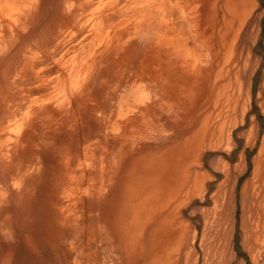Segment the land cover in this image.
<instances>
[{"label":"rangeland","instance_id":"1","mask_svg":"<svg viewBox=\"0 0 264 264\" xmlns=\"http://www.w3.org/2000/svg\"><path fill=\"white\" fill-rule=\"evenodd\" d=\"M29 1L11 0L12 8L15 7L14 9H17V11L13 9L12 13L11 9L7 11L9 14L11 13L8 19L6 17L1 18L2 0H0V61H7V63L13 62L14 55L13 51L11 52L12 48L18 57L26 53L28 55L34 54L37 58H35L34 62V73L37 74H30L28 76L29 80L23 84L20 79H17L16 85H18V88L10 87L7 89L11 95V108L9 109L10 111L16 110L15 116L17 117V121L13 123L11 129L23 118L22 114L26 110L30 99H40L41 95H45L49 91L54 96L53 89L49 90L48 87L46 90L34 78V75L38 79L47 77L53 80L50 83L51 87H53L56 76L53 61H59L61 65L59 79L64 89L65 94L63 93V95L66 98L64 96L65 100L62 101L61 112L55 113V115L51 112V115L48 117V123L44 126L45 130L49 131V139H46L52 144L50 152H53L54 148L58 151V156L52 159V166L46 160L45 156L40 155L39 161H36V158L33 157L31 160L28 159V164L24 161L20 166L14 165L13 169H22V171L28 169L34 172L36 170L40 171V175L42 174L38 182L41 186L40 189L42 188L43 190L45 181L47 183L46 192L44 190V192L41 191L42 195L45 196V200L54 205L55 210L58 208L59 210L63 209L62 216L59 220H62L66 216L70 218L66 221L67 226L65 232L60 231L55 234L51 242L48 241V243L50 242L49 244L42 245L41 243L38 245L37 243L38 250L36 253L29 250L26 252L23 248L25 233L19 231L18 226L20 223L15 221L16 216L14 215L15 212L18 213L17 208H13L12 205L9 207L3 202L0 205V209H9V213H13L11 219L13 217L14 220L9 225L5 223V227L8 229V232H5L10 238H7V246L5 245L2 250L1 259L9 256L7 251L12 246L14 248L16 245L21 244V249L12 252L13 260H11V264L12 261L13 264H167L160 260V258H158V263L154 262L153 257L147 258L151 248V227L153 224L149 228L147 227L144 238V253L137 246L134 251L135 254L133 253L134 259H127L126 257L124 259V252H119L117 248H113L115 245L121 246L122 244L119 235L123 224H120L122 228L118 231H115V228L109 229L110 225H106L107 235L108 237L111 235L113 238V245L110 242L108 244L106 243L105 248L100 249L99 247V251L95 252L94 257L92 255L94 251L92 243L90 242L91 244L89 246H85L84 244V238L87 234L85 231L92 227L94 222V219L91 221L89 219L91 213H94L90 203L94 198L92 195L94 185L97 188L96 176L98 170H100V164L103 166L101 170L103 181L107 179L108 172L113 170L109 166L110 155L115 157L117 169L113 170L115 173L113 183L109 182V184L112 183L114 191L112 187L109 188L108 186L105 193L106 196L110 192L115 193L117 190L120 192L121 189L122 192L120 194L127 191L130 192L136 185L138 174L140 175L143 170H135L132 174L131 170H128L129 167H132L134 162H137L139 158H143L142 163H144L148 162L152 157L151 154L157 151H170V146L178 140L175 134L172 135L173 131L170 125L173 121L167 119L169 115L172 117L175 115V110L172 109L169 114V110H166L164 105L153 106L157 100L155 97L159 92V88L157 89L155 86V80L151 78L153 72L150 69L153 65V60L147 58L142 62L145 75L143 78H140L136 76L135 62L137 60L135 58L123 60V55L118 57L114 55H100L98 54V50L94 52V47L89 46V43L95 36L94 27L99 26L103 31H106L102 24L109 23L112 25L111 32L113 33L115 31L113 25L122 20L120 13L131 5H124L125 0H37L36 3L35 1ZM133 1H135L136 5L141 6L145 4L142 2L144 0ZM237 1H243L246 4L245 0H216V11L219 21L216 25V33L215 31L213 32V40L208 44L209 46L199 42L200 49L204 53H208L210 63L213 66V73L210 80L204 82V75L200 78V81L203 80V83L200 85V112L203 114V118L209 112L211 115L206 120L207 122L205 121L206 124L204 123L208 128V135L203 143L204 148L203 150L200 148L197 150V152L199 151L197 157L190 158L194 165L189 168V173L193 174L199 171L207 176V179L205 178L202 181L199 190L184 187L178 198L172 196L173 192L169 189L172 181L168 175H166L165 179L167 188L165 186L163 187L162 184L158 186L150 185L152 190L160 191L157 194L156 202L149 199V203L153 205L156 203L160 207L165 206L157 219L163 220L177 215L179 221L181 220L187 224V228L184 229V231L186 230L184 233V243L180 242L178 244L179 247H177V249L183 252L182 257L172 264H205L207 256L211 257L209 254L212 251H218V235H220L218 230L220 228L217 226L218 215L215 214L213 209V194L216 191L217 185L224 177L221 172L217 171L220 169L214 165L216 161H224L230 166H239L241 168L238 173L232 172L231 179L228 182V195H225L223 201L226 209L223 212V217L225 220V230L227 231L226 253L223 257L225 258L226 264H264V257H262L264 256V215L261 211L258 212V216L256 215V208L253 206L256 201L250 197L252 187L248 188V197L245 199L241 198V192L244 186L251 181L253 159L257 155L264 134V0H253L255 6L247 18L248 25L254 26L255 33L254 39L245 43L243 46L244 54H247L249 60H247L249 63L248 72L246 76H243L244 79L242 78L241 80L244 94L245 88H247L246 100L245 95L241 94L242 101H238L234 112L235 119L239 121L243 118V124L236 127L234 133L231 135L228 134L227 138L225 132L226 125H224V133L220 137L218 135L220 129L219 124L224 119H228L227 116L232 113L231 94H237L234 92L236 86L226 87L227 79L225 78L224 71L220 70L221 63L225 62L229 53V43L218 39L221 37L219 29L225 30L227 28L229 20L233 16ZM171 2L172 4H177L184 12V15L186 14L187 7L194 4L193 6L197 7L199 15L198 25L204 27L202 12L205 0H164L165 5H169ZM32 7H36L34 12L31 11ZM97 7L98 11H93ZM147 8L155 14V7L153 5L149 3L147 4ZM165 10L164 20L166 22L172 18H176L179 13L177 9H174L172 12L168 8ZM172 13L174 14L172 15ZM28 14H32V17L35 15L33 17L34 22L29 19ZM227 15H230V17ZM60 20L66 22V27L58 29L57 23ZM220 21H223L222 25L224 27H220ZM224 21L227 24H224ZM184 27H177L176 29L181 35V42L186 40L187 44L184 43L188 47L190 46V40L187 41L189 32ZM159 32L163 33L164 31L160 30ZM52 35L53 37L51 38ZM13 38L14 40H12ZM239 47L235 49L236 63H239L241 66L239 57L242 56V51L241 46ZM148 48L147 46V50ZM142 49L144 50V48ZM79 52H83V59H80V56H75ZM93 60L96 62H93ZM112 61L115 62L114 68ZM232 61L234 60L232 59ZM111 65L112 70L107 71ZM177 66L178 63L174 65V71L179 72L177 71ZM176 74L175 80L173 78V83L176 84L177 89L186 93L184 80L181 75H178L179 73ZM73 78L78 83L80 82L79 90H72L70 83ZM4 82L5 78H2L0 75V84ZM221 83L223 84L220 85ZM181 85H184V87H179ZM122 100L125 102H121ZM243 106L244 108L241 111V107ZM183 109L185 108L180 109L178 116H176L177 122L184 126L183 136L179 140L180 144H183V137L185 139L190 137L187 126L188 119H186L187 111ZM30 111L34 115L33 121H36L37 117H40L37 107H31ZM7 115L3 112L0 113V128L8 124L7 121L9 119L6 118ZM250 123L254 126L255 133L254 138L246 145L242 134L248 130ZM35 124L31 125L34 130V139L39 134V126ZM127 132H130V136H135L140 133V135H143L148 140L141 142L139 146L134 147L133 145L130 148L132 149V154L128 155L122 161L117 158L119 156L117 154V147L121 142L120 140H122L121 137ZM159 136L161 138L170 137V139L166 142H161L158 139ZM38 140L40 141V139ZM154 140H157L158 143ZM125 148L127 149V146ZM187 150L188 145H186V151L183 153H187ZM170 152L167 154V158L169 154H172L173 150ZM102 153L103 155H101ZM84 156L87 158V165L85 166ZM100 156H102V159L98 162ZM238 157L239 160L237 161ZM158 159H160V156ZM162 159L165 162L163 157ZM80 162L82 163L81 166L79 165ZM53 163L56 165H53ZM184 163L185 159L177 165L178 167L176 166V169L182 170L183 166H187L183 165ZM147 171L144 170L145 180L150 178ZM4 176L5 174L0 171V181L4 180ZM159 180H161V177ZM92 182L94 183L90 186ZM26 183L24 184L25 187L28 186L29 182ZM105 184L108 185V182ZM84 189L87 192L81 195ZM118 195L119 193L116 194L117 201L121 198ZM241 202L244 206H242ZM178 203H181L180 208H177ZM119 206L115 208L116 215H118ZM261 209L264 210V207L261 206ZM113 212L111 211V216ZM243 222H245L250 240L254 236H258V240H255L256 244L253 249L249 248L246 240L243 239ZM78 228L82 234L81 239L76 235ZM9 229L12 231H9ZM38 240L40 241V239ZM213 242H217L218 244L212 245ZM183 257L187 258L184 260Z\"/></svg>","mask_w":264,"mask_h":264},{"label":"bare ground","instance_id":"2","mask_svg":"<svg viewBox=\"0 0 264 264\" xmlns=\"http://www.w3.org/2000/svg\"><path fill=\"white\" fill-rule=\"evenodd\" d=\"M30 1L31 2L35 1V3H36L37 0H30ZM152 1L144 0L142 2H144L145 4L140 6V5H136L135 1H133V0H125L124 5H131V6H128L125 9V11L123 10L120 13L122 20H120L118 23L113 25L115 31H113V33L111 32V26L112 25H110L109 23H103L102 24V26H104L106 31H103V29L101 27L96 26V27H94V32H95L94 39L92 41L90 40L91 42L89 43V46H92V48L94 47L93 48L94 52L96 50H98V54H100V55H108V56L114 55L116 57L123 55V58H122L123 60L135 58V60H137L135 62L136 63V65H135L136 70L135 71L137 72L136 76H138L140 78H143L145 75V73L143 71L142 62H144V60L148 58V56L146 54L148 52L144 53V50L142 49L143 43L145 40L148 41L149 39L152 38V32H151V30H149V27H151L153 25V22H154L153 17H151L149 15H144L143 11L144 10L146 11V9H148L147 4H149V3L152 4ZM245 3L246 4H244L243 1H237L236 2L237 11L235 14H233V16L231 17V20H229V24L227 25V28L225 30L219 29V31L221 33V37L219 36L220 38H218V39L223 40V41H227L229 43V47H228L229 53L225 59V62L221 63V69L220 70L224 71L225 78L227 79L226 80V83H227L226 87L227 86H231V87L236 86V90H237V91L236 90L234 91L237 93L236 95L231 94L232 107H233L232 111H231L232 113L227 116L228 119H224L219 124V126H220L219 127L220 129L218 131L219 137L221 136L222 133H224V131H223L224 125L228 124L230 121L233 120V118H234L233 114L235 112L238 101H241L240 96H241L242 87L240 84V77H239L240 69L247 68L249 65V63L247 62V57L244 55V52H242L241 53L242 56L239 57L242 65L240 66L239 63H236L237 58H236V50H235L237 48L236 38L238 36V30H237V27L235 25V22L239 21L240 19L242 20L244 18V13H246V11H247L246 10L247 9V2L245 1ZM11 4H12L11 0H2V2H1V8H2L1 18H3V17L8 18V17H10L13 10L17 11V9H14L15 7L12 8L13 5H11ZM101 5L103 6V4H101ZM109 5H111V4H109ZM10 9H11V13L9 14V13H7V11H9ZM35 10H36V7H32L31 11L34 12ZM65 11H63V12H65ZM93 11H98V7L95 8ZM192 11L193 10H191L190 12H192ZM36 12H38V11H36ZM162 12H164V11H162ZM230 15L229 16L227 15V16L230 17ZM33 17H32V14L29 15V19H31L32 21L34 20ZM103 18H105V17H103ZM224 18H226V17H224ZM207 21L209 23L208 24L209 27H211L212 32H211V35L209 37L204 38L203 40H204V42L210 44V42L213 40V36H214V35H212V33L215 31L213 29V26L217 25V22H219V21H218V18L216 15L208 16ZM94 22H95V20H94ZM168 23H169V21H168ZM9 24L11 25L10 22H9ZM222 24H223V21L221 22L220 25L222 27H224V25H222ZM224 24H227V23L225 22ZM57 25H58L57 27H59L58 29H62L64 27H66V22L64 20H60V22H58ZM164 25H165L164 27H166V23ZM243 25L244 24H242V26ZM10 28H12V27H10ZM192 30L194 31V29H192ZM215 33H216V31H215ZM46 34H48V33H46ZM84 36H86V35H84ZM52 37H53V35L51 36V38ZM26 38H28V37H26ZM12 40H14V38ZM237 42H238V40H237ZM134 44H136V45H134ZM128 45H129V47H128ZM195 45H197V44H195ZM173 47H175V46H173ZM100 49H102V50H100ZM153 50H154L153 46H151V51H153ZM12 51H13V55H14L13 62L7 63V61H0V75L2 76V78H5V82L3 84H0V113L3 112L4 114H8L6 116V118L9 119L7 121L8 124L6 126H3L0 128V169H1L0 171L5 174L4 180L0 181V205H2V203L4 202L9 207L12 205L13 208L14 207L17 208L16 210L18 213L15 212V215H14V216H16L15 221L20 223L18 226L19 231L25 233L23 248L26 250V252L29 250V251H32L33 253H36L38 250L37 249V243H38V245H40L41 243H42V245H45L46 243H48V241L51 242V240L55 236V234H57L60 231H63V232L66 231V226H67L66 221H68L70 217L66 216L65 218H62V220H59V218L62 216L63 209L59 210V208H58L57 210H55L54 205L48 203L45 200V196L42 195L41 191L44 190L46 192L47 183H46V181L44 184L42 183L43 184V190H42V188L40 189L41 186L38 184L39 179L41 178V175H42V174L40 175V171L36 170V172H34V171H29L28 169L26 171H22V169L14 170L13 168H14V165L20 166V164L24 161H26V163L28 164V162H29L28 159L31 160L33 157L36 158V161H39L40 155L45 156L46 160L52 166V164H51L52 159L55 158L56 156H58V151L56 150V148H54V150L52 149L53 152H50V148H51L52 144L49 142V140L46 139V138L49 139V136H48L49 131H46L44 126L47 125L48 120H49L48 117L51 115V112L53 115H55V113L61 112L62 101L65 100L64 99L65 95H63L64 89H63L62 83L60 82V79H59L60 78L61 65H60L59 61H53V64H54L53 66L55 67V74H56V76L54 78L55 79V85L53 87H51V85H50V83L53 80L48 79L47 77H43V78L38 79V77L36 75H34L35 76L34 78L36 79V81L40 85L44 86L46 88V90L48 87H49V90L53 89L54 91L53 90L52 91L54 93V96L49 91L50 93L48 92L45 95H41L40 99L39 98L30 99L28 101L26 110L22 114L23 118L14 128L11 129V126L13 125V123L17 121V117L15 116L16 110L10 111V109H9V108H11L10 107L11 106V104H10L11 103V101H10L11 95L8 93L7 89L10 87L18 88V85H16L17 79H20L22 81V84H23L25 81L29 80L28 76H30V74H32V73L37 74V73H34V62H35V58H36L34 54L28 55V54L24 53V54H21L19 56L20 57L19 58L18 55L16 53H14L13 48H12L11 52ZM92 53H93V51H92ZM155 53H156V51H155ZM150 55H151L150 57L153 60L154 55L153 54H150ZM75 56H78V57L80 56L79 57L80 59L84 58L83 52H79ZM198 57H200V55H197L192 60H189V62H190L189 66L191 67V69H188V70H191L193 72V75H195L193 80H192L193 82H191L192 86H191L190 90H192V91L190 94L191 98H190L189 103L182 104V105L173 104V106H174L173 108L175 109V115L172 118V121H173V124H172L173 133H172V135L175 134L177 137L183 136L184 126H182L181 124H179V122H177L176 116H178V113H179L180 109H182V108H185L183 110L187 111V116H186L187 118L186 119H188V125L187 126H188V130L190 132V137L187 139H185L183 137L182 138L183 144L185 142H189V141L191 143L192 142H199L205 136L208 135V128H207V125H205L206 124L205 121L209 119L211 113L208 110L209 114H207L206 117L203 118V114L200 112V94H201L200 85L203 83V80L200 81V78H199L200 74L198 72L199 71L198 67H200L199 65L203 64L202 68L200 69V73H202L204 76H207V79L204 78V82H206V81L211 79V76L213 73V66L210 63V60H207V65H205L206 60H203V59L200 60ZM175 59H176V57H175ZM232 59L234 61H232ZM9 60H10V58H9ZM93 62H96V61L93 60ZM112 62H113L112 65L114 68L115 62L114 61H112ZM152 64L153 65L151 66L150 70L153 72V74L151 75V78L155 80V82H156L155 85H159V86L161 85L162 86V83H163L162 72L164 71V69L162 70L160 68L161 62L159 63L156 61V63H154V60H153ZM112 65L108 68L107 71L112 70ZM166 66H168V68H169L167 70L168 73L171 74V70H172L171 64L168 63V61L166 63ZM220 70H218V71L220 72ZM189 73H191V72H189ZM208 76H210V77H208ZM166 80H167V78H166ZM222 84L223 83H221L220 85H222ZM70 86L72 87V90H76V89L79 90L80 89V82L78 83L75 80V78H73V80L70 83ZM163 86H164V84H163ZM206 90H208V89H206ZM216 92H218V91H216ZM60 94H61V96H60ZM123 97H126V96H123ZM65 98H66V96H65ZM160 99H161V97H160ZM228 100H229V97H228ZM121 102H125V101L122 100ZM158 104L159 103H157V105ZM157 105H153V106L156 107ZM159 105L161 106V103ZM216 105H217V102H216ZM31 107H37V110L40 114V117L38 116L36 121H33L34 115H33V112L30 111ZM35 123L39 126V128H38L39 134H38V137L35 135L36 137L34 139V135H33L34 130H33V127H31V125H33ZM140 123H141V121H140ZM149 124H151V123H149ZM112 129L114 130L113 126H112ZM149 129H147V130H149ZM107 131H109V130H107ZM127 133H124V135L121 137L122 140H120L121 142L119 143V146L117 147V149H118L117 154H119V156L117 158L122 160V161L128 155L132 154V149H130V148H132L133 145H134V147L139 146L141 144V142L148 140V139L144 138L143 135H140V133L136 134L135 136H133V135L130 136V132H127ZM25 135H27V136H25ZM38 139H40V141ZM177 144L183 145V144H180V142ZM125 146H127V149L125 148ZM83 149H84V146H83ZM79 151H81V150H79ZM133 151H134V149H133ZM193 154H191V155L193 156ZM258 154H259L258 155L259 162L262 159L263 165L262 164L259 165V167H257V170H254V172H253V176H252V179H251L250 185H249L250 187H252V192L250 194V197L252 199L254 198L256 201V203H255L256 204V207H255L256 211L257 212L261 211V212H263V215H264V210L261 209V206L264 205V139L262 141V146H261ZM101 155H103V153ZM115 156H116V154H115ZM194 156H196V155H194ZM15 158H16V161H15ZM81 158H83V157L81 156ZM86 159H87L86 156H84V166L87 165ZM101 159H102V156H100L98 158V162H99V160L101 161ZM142 160H143V158L142 159L139 158L137 160V162H134V165H132V167H129V169H128V170H131L132 174L134 173L135 170H143L142 173H140V175L138 174V177L136 179L137 182H136V185L133 188V190L132 191L130 190V192L127 191V192H123L122 194H120V192H122V189H121L120 192L118 190L115 191V193L110 192L111 194L109 193L108 196H106L105 193H106L108 186H109V188L112 187V183H113V180L115 177V173L113 172V170L117 169L116 165H115V157H113V155L112 156L110 155L109 166H111V168H113V170L109 171L110 173L108 172L107 179L103 180V181H102V176H101V170L103 169V166L100 164V166H99L100 170H98L97 176H96L97 188L94 185V189L92 192V195L94 198H93V200L90 198L92 200V202L90 203V206H91V208H93L94 213H91V215L89 216V219H90V221L92 219H94V222H93L92 227L88 228L85 231L87 234L86 235L84 234L85 235V238H84L85 246H89V244H91V243L94 246V251L92 254L93 257H94L95 252L99 251V247H100V249L105 248L106 243L108 244L110 242L113 245V242H112L113 238L111 237V235L109 237L107 235L108 233L106 232L107 231L106 225L107 226L110 225L109 229L115 228V231H118V230H121V228H122V227H120V224H123V228H122L121 233L119 235V239L122 242V244H121V246L115 245L113 248H117L119 252L123 251L125 254L124 259H125V257L127 259H130V258L134 259V254H135L134 251H135L137 246H138L137 248H139L141 250V252L144 253V250H145L144 238L146 236L147 227L149 228L153 224V226L151 227V236H152L151 248H150V251H149L147 258L153 257V260L155 263H158V258H160V260H162L163 262H165L167 264H172V263L176 262L177 260L181 259L183 253L180 249H177V247H179L178 244L180 242H184V240H185L184 239V237H185L184 233L186 230L184 231V229H186V228L179 222V220L177 219V215H173V216L169 217L168 219H163V220L157 219V218H159V216H160V214H161V212L165 206L163 205L162 207H160L159 205L157 206L156 203H155V205L149 203V201H150L149 199H152L153 201L156 202L157 194L160 191V190L159 191L152 190L150 188V185L158 186V185L162 184L163 187L164 186L166 187L165 179H166V175H168L172 181L171 187L169 188L173 192L172 196L175 198H178L182 189H184V187H186V188L191 187L192 189L196 190L198 188L197 185L200 181L198 182V180H195V177L194 178L192 177V174L189 173V170H184V169L174 170V168L172 170H155L154 169L155 166H154L153 161H152L153 156L150 158V160L148 162L143 161L144 163H142ZM95 162L97 163L96 159H95ZM176 164H177V162L175 163L174 166H176ZM178 164H180V163H178ZM53 165H56V164L53 163ZM79 165L81 166L82 163L80 162ZM144 170H148L147 172L150 175L149 179L145 180ZM188 173H189V175H188ZM160 177H161L162 181L159 180ZM26 182H29L27 187L24 186V184H27ZM106 182H108V185L105 184ZM109 182H112V183L109 184ZM93 183L94 182H92L90 186H92ZM88 188H90V187H88ZM160 189L162 190V188H160ZM113 191H114V188H113ZM85 192H87V191L84 189L83 192H81V195L84 194ZM117 193H119L118 196L121 197L118 201H117V197H116ZM169 193H168V195H169ZM87 195H89V194H87ZM112 195H113V197H112ZM214 201H217V200H214ZM180 204L181 203L177 204V208L181 207ZM112 205H113V207H112ZM118 205H120V206L118 208V215H116L115 208L118 207ZM111 211L115 212V213L113 212L112 216H111ZM108 212H109V215H108ZM12 214L13 213H11V214L9 213V209H0V264H11V260H13L12 252L21 249V244L16 245L14 248L12 246V248H10L7 251L9 256L7 255L8 257L1 259L2 250L4 249L5 245L7 246V244H6L7 238H10L8 236V234L5 232V231L8 232V229H6V227H5V223H7L8 225L11 224V221L14 220L13 217L11 219ZM9 231H12V230L9 229ZM76 235L79 239L82 238V234H81V231L79 230V228H78V230H76ZM218 238H219L218 239L219 244L217 242L216 243L213 242V245L218 244L217 245L218 251L217 250L212 251V253L209 254L211 257L207 256V259H208L207 264H220L222 259L224 258L223 255L225 256V252H226L225 241L226 240L221 236H219ZM38 239H40V241ZM245 240H246V244L248 245V247L253 249L254 245H255V240L253 238H251V240H250V236L248 239H245ZM261 251H262V249H261ZM142 255H145V254H142ZM187 257H183L184 260ZM262 257H264V256H262ZM88 258H89V256H88ZM252 260H253V258H252ZM12 264H13V261H12Z\"/></svg>","mask_w":264,"mask_h":264},{"label":"crops","instance_id":"3","mask_svg":"<svg viewBox=\"0 0 264 264\" xmlns=\"http://www.w3.org/2000/svg\"><path fill=\"white\" fill-rule=\"evenodd\" d=\"M148 1H152V0H148ZM245 1L247 2V9H246L247 11H246V13H244V18L242 20L240 19L239 21L235 22V25H236L237 30H238V36L236 38V46H237V48H240L239 46H241V51L242 52H244L243 51V49H244L243 46L245 45V43L251 41L252 39H254L253 37H254V33H255L254 26L248 25V23H247V21H248L247 18L249 16L250 12L252 11V9L254 8L255 2L253 0H245ZM191 4H193V3H191ZM151 5H153L155 7V9H154L155 10V14L151 10H149V8L146 9V11L144 10L143 13H144V15H149V16L153 17V19H154L153 25L151 27H149V30H151V32H152V38L149 39L148 41H146V40L144 41L143 48H144V53L148 52V53H146L147 56H148V59L152 60V58L150 57L151 56L150 54H153L154 55L153 56L154 57L153 58L154 63H156V61L159 62V63L161 62L160 68L162 70L164 69V71H165V72L164 71L162 72V79H163L162 86L161 85L160 86L159 85H155L157 89L159 88V92H158V95H156V97H155V99H157V100L155 101L154 105H157V103H159V104L161 103V105H164V108L166 110H169V114H170L171 110L174 109L173 108L174 107L173 104H180V105H182V104H187L190 101L189 96H190L191 91H192V90H190V88L192 86L191 82H193L192 80H193V78H194L195 75H193V72L191 70H188V69H191V67L189 66V63H190L189 60H192L197 55H200V57H198L200 60H202V59L203 60H206L205 61V65H207V60H210V57H209L208 53L207 54L204 53L199 48L200 47L199 46V42H201V43H203L205 45H208L209 44V43L204 42L203 39L209 37L211 35V32H212L211 27H209V25H208L209 24L208 21H207L208 20V16L216 15L217 18H218V13L216 11V0L215 1L214 0H205L204 7H203V12H202V18H203L204 27H200L198 25V23H199V21H198L199 20V15H198L197 7L196 6H193L194 4L192 6H190L189 8L187 7V11H186V14L185 15H184V12L182 11V9L179 6H177V4H172V2L169 5H165L164 4V0H160V1L159 0H153ZM164 8L165 9H167V8L168 9H171L170 12L174 11V9H177V10H179L178 11L179 13L176 16V18L170 19L169 20V23H168V21L166 22L164 20V16H163L164 14L163 13L166 11ZM191 10H193V11L190 12ZM162 11H164V12H162ZM236 11H237V5L234 8L233 14H235ZM173 14L174 13H172V15ZM165 23H166V27H164L165 26L164 25ZM242 24H244V25L242 26ZM184 25H185V27H184ZM181 26L184 27L185 29H187L188 32H190L188 34L187 41L190 40V43L191 44L188 47L186 45L187 44L186 40L184 41L186 44L184 42H181V39H182L181 38V35L179 34L178 30L176 29L177 27L182 28ZM192 29H194V31ZM213 29L214 30L216 29V25L213 26ZM160 30L161 31L163 30L164 32L163 33H160L159 32ZM237 40H238V42H237ZM195 44H197V45H195ZM147 46L149 47L148 50H147ZM151 46H153V49H154L153 51H151ZM173 46H175V47H173ZM155 51H156V53H155ZM244 55L247 57V60H248L247 54H244ZM175 57H176V59H175ZM167 61H168V63L171 64V69L173 70V71L171 70V74H169L168 71H167L169 69L168 66H166ZM176 63H178V66H177L178 67L177 68L178 69L177 71H179L178 72L179 73L178 75H181L182 79L184 80L183 82L186 85V91H187L186 93H183L180 89L177 90L176 84L173 83V81L175 80V75H177L176 74L177 72L174 71V65ZM199 66L200 67H198L199 68V71L198 72L200 74L199 75V78H201V76L203 74L200 73V69L202 68L203 64H201ZM248 68H249V66L247 68L240 69L239 77H240V84H241V87L242 88H243V83H242L241 80H242V78H243L244 75L246 76V74L248 72ZM189 72H191L192 74L189 73ZM170 75H172V77H170ZM208 77H210V76H208ZM166 78H167V80H166ZM173 78H174V80H173ZM204 78L207 79V76H204ZM163 84H164V86H163ZM179 87H182L183 88L184 86L181 85ZM246 92H247V88H245V94L243 93V90L241 89V94L245 95V100H246ZM160 97H161V99H160ZM240 99H242V95L240 96ZM243 102H244V100H243ZM242 108H244V106L241 107V111H242ZM241 115H242V112H241ZM172 118L173 117L170 116V115H169V117H167V119H169L170 121H172ZM172 124L170 125L171 128H172ZM242 124H243V118H241L238 121V119H235V116H234L233 120L230 121L228 124H226V128H225L226 138H227L228 134L231 135L232 133H234L236 127H238L239 125H242ZM223 131H224V129H223ZM254 133H255V128L252 125V123H250L248 130L244 134H242L246 145L249 143V141H251L252 138H254ZM162 135H161V137H162ZM161 137L158 138L159 141H161V142H166V141H168L170 139V137H165L166 139L165 138H161ZM175 137L177 139L178 138L179 139L175 143L172 144L173 146L171 145L172 147L170 146L169 149H170V151L173 150V152H172V154H169L168 158H167V154L168 153H171L170 151H157L156 153L151 154L153 156V160L152 161H153V164L155 166V168H154L155 170H172L173 168H174V170H176L177 164L180 163L183 159H185V164H183V165H187V166L186 167L183 166L182 169H184V167H185L184 170H189V168L192 165H194L193 162H191V159L192 158H195L194 155H196V157H197V153L199 152V151L197 152V150L199 148L203 150V148H204L203 143L205 142V138H207V136H205L199 142H192V143L190 141L189 142H185L183 144L184 145L183 146V145L177 144V143H179L178 141L181 139L180 137H182V136L177 137L175 135ZM263 139H264V134H263V137L261 139L260 147L258 149L257 155L253 159L251 179H252L254 170H257V167H259V165H261V164L263 165L262 159L259 162V157H258V155H259L258 153H259L260 148L262 146ZM155 142H157V140H155ZM187 144H188V150H187V153L184 154L183 152L186 151V145ZM244 147H246V146L244 145ZM191 154H193V156ZM159 156H160V159H158ZM162 157L164 158L165 162H163ZM165 158H167V159H165ZM167 160H169V162H167ZM238 160H239V157H238L237 161ZM176 162H177V164H176V166H174ZM214 165H216V168H219L221 170V171L220 170H217V171L221 172L222 175H223V177H224V179L217 185L216 191H215V193L213 195V209L215 211V214L218 215V217H217L218 225L217 226L220 228L218 230L220 232V235H218V237L221 236V237H223L226 240L225 241V248H226L227 231L225 230V224H224L225 223V220H224V217H223V212L226 209H225V206H224V202H222V201H224L225 195H228V191H229V189H228V182L231 179L232 172H237L238 173V171L241 168L239 166H230L229 164L225 163L224 161H216V162H214ZM198 172L199 171H197V172H195V173L192 174V177L193 178L195 177V180H198V182L200 181L198 183V185H197L198 188L196 190H199V187H201V183H202L201 181H203L205 178L207 179V176H205L204 174H202V172H199V173ZM249 185H250V183L244 186V188H243V190L241 192V198L245 199V198L248 197L247 194H248V188L250 187ZM214 200H217V201H214ZM242 206H244L243 203H242ZM253 206L256 207V204H253ZM263 207H264V205H263ZM256 215L257 216L259 215V213L257 211H256ZM179 222L185 228H187V224H185L181 220ZM242 226H243V229H244V237H243V239H248L249 238V235H248V232H247V228L245 227V222L242 223ZM253 239L254 240H258V236L253 237ZM255 244H256V242H255ZM212 245H213V243H212ZM207 260L208 259L206 258L205 264L208 263ZM220 264H226L225 258L222 259V261H221Z\"/></svg>","mask_w":264,"mask_h":264}]
</instances>
